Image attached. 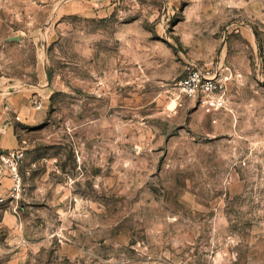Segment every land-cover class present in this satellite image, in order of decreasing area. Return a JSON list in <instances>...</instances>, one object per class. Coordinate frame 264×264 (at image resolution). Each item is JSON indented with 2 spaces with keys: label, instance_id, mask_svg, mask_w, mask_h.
<instances>
[{
  "label": "rangeland",
  "instance_id": "374dc122",
  "mask_svg": "<svg viewBox=\"0 0 264 264\" xmlns=\"http://www.w3.org/2000/svg\"><path fill=\"white\" fill-rule=\"evenodd\" d=\"M188 60L232 71L225 109L177 97ZM18 91L0 264H264V0H0V113Z\"/></svg>",
  "mask_w": 264,
  "mask_h": 264
},
{
  "label": "built area",
  "instance_id": "2783aa9c",
  "mask_svg": "<svg viewBox=\"0 0 264 264\" xmlns=\"http://www.w3.org/2000/svg\"><path fill=\"white\" fill-rule=\"evenodd\" d=\"M233 79L232 71L223 62L207 64L188 60L175 83V89L177 97L193 101L203 112L212 115L226 108L227 91ZM39 106L40 103L36 102L35 107ZM22 156L23 151L19 147L0 149V166L11 179L8 188V196L11 198H18L22 192V177L18 169ZM3 198L0 196V200Z\"/></svg>",
  "mask_w": 264,
  "mask_h": 264
},
{
  "label": "crops",
  "instance_id": "0c3cea01",
  "mask_svg": "<svg viewBox=\"0 0 264 264\" xmlns=\"http://www.w3.org/2000/svg\"><path fill=\"white\" fill-rule=\"evenodd\" d=\"M25 94L26 93L24 91H18L6 96L8 104L0 113V149L14 148L18 144V139L14 133L13 125L11 124V110L19 112V114H24L29 110V106L25 102L27 101ZM10 185V177L8 176L6 170L2 169L0 166V196L4 197L3 194H5Z\"/></svg>",
  "mask_w": 264,
  "mask_h": 264
}]
</instances>
